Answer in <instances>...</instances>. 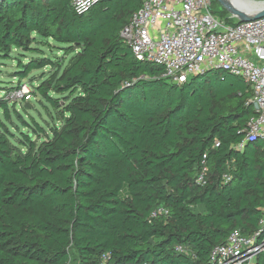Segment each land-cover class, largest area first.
<instances>
[{
    "label": "trees",
    "instance_id": "16d2710c",
    "mask_svg": "<svg viewBox=\"0 0 264 264\" xmlns=\"http://www.w3.org/2000/svg\"><path fill=\"white\" fill-rule=\"evenodd\" d=\"M71 1L0 2L1 57L32 52L36 37L70 56L18 73L56 65L36 91L60 126L17 114L40 141L0 131V264H210L264 211V143L239 147L255 114L250 88L219 70L176 85L136 60L120 32L141 0H100L82 15ZM8 104L0 97L9 119Z\"/></svg>",
    "mask_w": 264,
    "mask_h": 264
},
{
    "label": "built area",
    "instance_id": "2783aa9c",
    "mask_svg": "<svg viewBox=\"0 0 264 264\" xmlns=\"http://www.w3.org/2000/svg\"><path fill=\"white\" fill-rule=\"evenodd\" d=\"M98 1L72 0L71 4L82 15ZM212 7V0H141L120 38L136 60L162 67V77L170 83L180 85L211 70L240 78L250 88L256 110L239 147L264 143V17L229 25L213 14ZM205 172L203 168L198 175V184H203ZM158 213L166 214L161 209ZM176 251L184 253L181 247ZM263 254L264 211L251 235L234 231L215 247L210 264H257Z\"/></svg>",
    "mask_w": 264,
    "mask_h": 264
},
{
    "label": "rangeland",
    "instance_id": "374dc122",
    "mask_svg": "<svg viewBox=\"0 0 264 264\" xmlns=\"http://www.w3.org/2000/svg\"><path fill=\"white\" fill-rule=\"evenodd\" d=\"M217 9L220 10V8ZM35 41L36 44L31 46V49H34L32 52L13 49L9 58L0 56V87L2 88L0 89V97L9 102L7 106L9 119L0 109V124L6 127L0 128V131L9 132L16 138L21 137L20 133H25L31 141L39 142L40 140L33 135V132L28 131V128L17 120V114L21 115L28 125H33V121L40 123L44 121L41 124L48 129L54 125L60 126V122L55 120L57 118L55 111L42 106L41 97L36 91V88L55 71L56 65L51 68L34 70L29 73L27 78L23 79H20L18 73L31 59H49L55 63L63 62L65 65L70 56H66L62 51L61 48L64 47L62 45L54 44L52 41L39 37H36ZM38 50L41 52H35ZM52 97L59 99L58 101L61 99L54 95ZM19 148L23 149L21 146Z\"/></svg>",
    "mask_w": 264,
    "mask_h": 264
},
{
    "label": "water",
    "instance_id": "95a60500",
    "mask_svg": "<svg viewBox=\"0 0 264 264\" xmlns=\"http://www.w3.org/2000/svg\"><path fill=\"white\" fill-rule=\"evenodd\" d=\"M215 1L227 12L231 19L236 20L238 23L249 22L264 17V0H255L247 5L231 3L228 0ZM252 106L256 110V105L253 104Z\"/></svg>",
    "mask_w": 264,
    "mask_h": 264
},
{
    "label": "bare ground",
    "instance_id": "6f19581e",
    "mask_svg": "<svg viewBox=\"0 0 264 264\" xmlns=\"http://www.w3.org/2000/svg\"><path fill=\"white\" fill-rule=\"evenodd\" d=\"M231 3H235V4H240V5H247L250 4V2L255 1V0H228Z\"/></svg>",
    "mask_w": 264,
    "mask_h": 264
}]
</instances>
